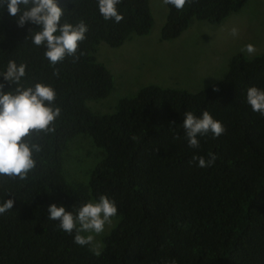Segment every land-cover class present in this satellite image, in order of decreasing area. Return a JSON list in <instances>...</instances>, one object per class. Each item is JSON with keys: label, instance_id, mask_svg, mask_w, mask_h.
Returning a JSON list of instances; mask_svg holds the SVG:
<instances>
[{"label": "trees", "instance_id": "obj_1", "mask_svg": "<svg viewBox=\"0 0 264 264\" xmlns=\"http://www.w3.org/2000/svg\"><path fill=\"white\" fill-rule=\"evenodd\" d=\"M246 1L191 0L156 17L149 0H122L115 23L96 0H73L69 20L88 25L83 55L58 63L56 76L43 49L26 41L31 26L18 27L0 8V64L27 63L29 80L53 84L61 108L54 132L34 134L43 151L27 179L0 177V196L10 191L15 201L0 215V264H264V116L245 102L248 87L264 88V51L236 50L223 76L200 91L147 84L115 105L107 102L112 69L97 56L100 43L120 47L156 20L162 42L194 20L218 24ZM204 110L225 131L191 149L183 115ZM209 152L215 163L197 167L193 156ZM99 194L116 201L118 214L97 255L48 220L47 205L78 206Z\"/></svg>", "mask_w": 264, "mask_h": 264}, {"label": "clouds", "instance_id": "obj_2", "mask_svg": "<svg viewBox=\"0 0 264 264\" xmlns=\"http://www.w3.org/2000/svg\"><path fill=\"white\" fill-rule=\"evenodd\" d=\"M122 0H96L99 14L104 20L119 23L123 14L118 6ZM163 5L176 10L184 8L191 0H162ZM73 0H0V8L6 7L9 16L16 18L18 27L31 26L26 41L36 48L43 49V57L58 75L56 65L66 57L74 61L83 55L78 53L81 42L86 39L88 25L81 19L69 20ZM238 28L232 27L230 34L238 35ZM242 52L249 56L255 53V45L246 44ZM29 66L25 62L9 59L0 64V177L23 181L27 179L37 165V159L43 151V145L34 139V134L52 133L54 123L61 116V108L56 104V89L51 83L32 81L28 78ZM14 87H11L13 86ZM8 86V90H6ZM213 91H218L213 87ZM245 102L253 112L264 116V88H247ZM181 127L187 146L198 149L200 138L211 134L219 137L225 128L209 111L204 110L197 116L192 111L183 115ZM199 168L211 167L216 160L214 153L208 158L193 156ZM13 196L6 191L0 196V215L13 208ZM48 220L57 221V228L73 236V242L79 246L99 247L95 237L104 232L106 225L118 214L116 201L107 194H99L76 206L60 203L47 205ZM99 255V251L96 252Z\"/></svg>", "mask_w": 264, "mask_h": 264}, {"label": "rangeland", "instance_id": "obj_3", "mask_svg": "<svg viewBox=\"0 0 264 264\" xmlns=\"http://www.w3.org/2000/svg\"><path fill=\"white\" fill-rule=\"evenodd\" d=\"M149 5L156 17L167 13L162 0H149ZM159 26L160 22L156 20L155 28L148 34L131 37L120 47L99 44L97 56L107 61L115 83L107 102L115 105L120 98L131 96L147 84L197 92L223 76L236 50L251 43L255 45V53L264 51V0H247L218 24L194 20L175 39L157 40ZM234 26L239 30L235 37L230 34ZM93 104L97 109L96 103ZM116 223L117 218H112L104 232L95 237L94 243L98 242L99 247L94 250L89 246L92 251L101 250L102 237Z\"/></svg>", "mask_w": 264, "mask_h": 264}]
</instances>
